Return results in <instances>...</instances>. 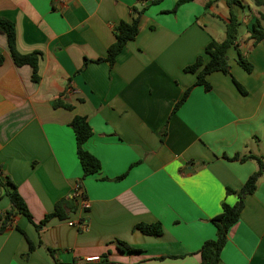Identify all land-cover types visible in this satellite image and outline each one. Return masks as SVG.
Segmentation results:
<instances>
[{
	"label": "crops",
	"instance_id": "obj_1",
	"mask_svg": "<svg viewBox=\"0 0 264 264\" xmlns=\"http://www.w3.org/2000/svg\"><path fill=\"white\" fill-rule=\"evenodd\" d=\"M153 1L0 0L17 53L39 54L34 82L0 33V216L10 209L6 176L36 225L75 184L89 203L83 212L76 202L41 232L14 217L0 233V264H199L202 244L216 236L212 220L237 200L228 191L257 170L241 159H264V38H249L260 10L254 0L232 5L245 30L227 51L228 73L206 76L208 90L184 68L199 56L206 63L207 44L224 40L226 0ZM133 8L144 9L139 32L110 66L115 29L130 22ZM57 100L71 109L55 107ZM75 117L90 126L83 148L100 164L85 178ZM154 224L157 237L134 229ZM119 243L137 251L120 252ZM218 264H264V175L245 197Z\"/></svg>",
	"mask_w": 264,
	"mask_h": 264
},
{
	"label": "trees",
	"instance_id": "obj_2",
	"mask_svg": "<svg viewBox=\"0 0 264 264\" xmlns=\"http://www.w3.org/2000/svg\"><path fill=\"white\" fill-rule=\"evenodd\" d=\"M141 1V0H136ZM161 0H155L154 2H160ZM193 0H177L176 6L180 4L191 2ZM255 6L259 8L257 17L255 18L251 26L250 39L257 43L264 38V12L261 10L264 9L263 0H254ZM227 7L229 8V17L225 26V37L221 42L211 41L207 44L204 49L205 55L208 57L206 63L203 62L202 57H197L195 62L184 68L185 72L195 73L196 82L195 86H202L205 90H208L210 87L206 82V76L214 72H221L223 74L228 73V60H227V51L236 47L235 43L238 38V28L240 26V21L237 17V14L232 9V5L237 4V0H226ZM174 8L172 11H175ZM144 9L138 10L133 8L131 11V20L130 22H121L115 29L114 34V43L107 50V57L105 61L109 65H113L116 57L122 52L125 44L129 41H132L139 32V23L140 18L143 15ZM0 33H3L7 39V46L11 59L15 66H29L32 70L31 78L34 82H38L39 77L37 75V65H38V53H31L26 55H21L15 50V31L12 23L8 20L0 18ZM237 64L246 72L250 73L252 71V65L247 62L239 52H237ZM235 85L240 89L239 85ZM189 91H186L183 98L176 104V108L180 106L186 99ZM55 107H62L65 109H71L69 105L64 104L63 102L57 100L54 104ZM71 128L75 135L76 141V153L81 165L83 177L90 176L94 173H97L100 170V164L98 160L88 153L83 145L91 136V128L84 118L75 117L71 122ZM253 160L256 162L257 170L249 176L246 182L243 184L241 189L238 192L228 193L236 194V202L234 205L230 206L224 204L222 206L221 213L212 220V223L215 227V239L206 241L202 244L199 250L200 262L199 264H218L220 261L221 251L227 241V232L229 228L237 222L239 215L243 209V201L246 196L251 195L257 186V182L262 175H264V159L258 158L255 156H247L241 161ZM1 182V181H0ZM3 185L7 187L5 195L7 196L10 209L6 211L3 215L0 216V233H3L11 224L12 220L16 216L25 217L30 223H32L37 232H41L44 229L45 224L52 218H57L59 220H64L67 218L69 212L76 210V200L73 197H66L59 200L54 206V212L48 214L39 224H34L29 214L25 203L21 199L20 195L17 192L16 186L12 183L9 177H5ZM135 230L140 231L144 235L157 237L161 235L162 230L159 224L154 225H137L134 228ZM20 231V230H19ZM22 232V231H21ZM23 233V232H22ZM24 234V233H23ZM29 243V251L33 250L32 243L27 239ZM118 250L120 252H135L132 247H129L125 243H119ZM51 257L54 256L53 251H47ZM56 262V261H55Z\"/></svg>",
	"mask_w": 264,
	"mask_h": 264
},
{
	"label": "built area",
	"instance_id": "obj_3",
	"mask_svg": "<svg viewBox=\"0 0 264 264\" xmlns=\"http://www.w3.org/2000/svg\"><path fill=\"white\" fill-rule=\"evenodd\" d=\"M71 197H73L76 200V202H78V208H80V210L86 212L89 209V203L85 199L83 194V189L79 183L73 186ZM69 226H77V224L69 222ZM97 259H98L97 257L88 258L86 261L92 262V261H96Z\"/></svg>",
	"mask_w": 264,
	"mask_h": 264
},
{
	"label": "rangeland",
	"instance_id": "obj_4",
	"mask_svg": "<svg viewBox=\"0 0 264 264\" xmlns=\"http://www.w3.org/2000/svg\"><path fill=\"white\" fill-rule=\"evenodd\" d=\"M261 10L264 12V9L263 8ZM244 30H245V27L242 24H240V26H239L240 34L243 33Z\"/></svg>",
	"mask_w": 264,
	"mask_h": 264
},
{
	"label": "water",
	"instance_id": "obj_5",
	"mask_svg": "<svg viewBox=\"0 0 264 264\" xmlns=\"http://www.w3.org/2000/svg\"><path fill=\"white\" fill-rule=\"evenodd\" d=\"M264 1V0H263Z\"/></svg>",
	"mask_w": 264,
	"mask_h": 264
}]
</instances>
